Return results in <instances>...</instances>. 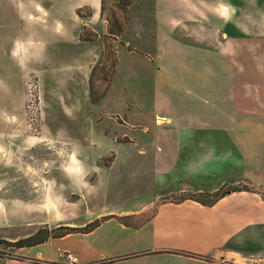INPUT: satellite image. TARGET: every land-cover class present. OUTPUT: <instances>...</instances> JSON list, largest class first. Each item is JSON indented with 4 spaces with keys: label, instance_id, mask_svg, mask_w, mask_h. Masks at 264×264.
Masks as SVG:
<instances>
[{
    "label": "rangeland",
    "instance_id": "374dc122",
    "mask_svg": "<svg viewBox=\"0 0 264 264\" xmlns=\"http://www.w3.org/2000/svg\"><path fill=\"white\" fill-rule=\"evenodd\" d=\"M171 2H159L161 14ZM156 4L0 0V214L17 221L0 226V255L20 252L5 241L45 227L81 229L98 213L214 199L215 192L157 198L173 175L157 165L171 156L155 139L168 126L158 119L169 116L161 82L170 74Z\"/></svg>",
    "mask_w": 264,
    "mask_h": 264
},
{
    "label": "crops",
    "instance_id": "0c3cea01",
    "mask_svg": "<svg viewBox=\"0 0 264 264\" xmlns=\"http://www.w3.org/2000/svg\"><path fill=\"white\" fill-rule=\"evenodd\" d=\"M161 0H158V5ZM153 14L166 38L168 126L155 139L170 150L158 171L170 188L157 198L187 192L229 191L214 202L153 200L98 213L74 233L29 248L0 264H259L264 263V0H171ZM166 12V11H165ZM179 36L194 38L182 41ZM1 206V202H0ZM120 217H140L137 224ZM0 226H10L12 217Z\"/></svg>",
    "mask_w": 264,
    "mask_h": 264
},
{
    "label": "trees",
    "instance_id": "16d2710c",
    "mask_svg": "<svg viewBox=\"0 0 264 264\" xmlns=\"http://www.w3.org/2000/svg\"><path fill=\"white\" fill-rule=\"evenodd\" d=\"M228 188L226 189L224 192H215L216 195L214 197V199L210 202H214L215 200L219 199L220 197L224 196L226 193H228L229 191H236V190H244V191H254V188L248 185H244V186H240V187H225ZM127 220L126 218L120 219V221H123L124 223L127 222L125 221ZM99 224V221H95L94 223L81 228V229H77V228H71V227H62L60 229H62L61 232H57L58 228L55 229H49L47 227L37 230L33 235L24 238V239H20L14 242H4L7 246L16 248V249H22V248H29V247H33L36 245H40L46 241H48L49 239H57V238H62L64 236L70 235V234H74V233H86L92 229H94L95 227H97ZM0 257H3V255H0Z\"/></svg>",
    "mask_w": 264,
    "mask_h": 264
},
{
    "label": "built area",
    "instance_id": "2783aa9c",
    "mask_svg": "<svg viewBox=\"0 0 264 264\" xmlns=\"http://www.w3.org/2000/svg\"><path fill=\"white\" fill-rule=\"evenodd\" d=\"M63 255L69 264H78V258L71 252H65Z\"/></svg>",
    "mask_w": 264,
    "mask_h": 264
}]
</instances>
